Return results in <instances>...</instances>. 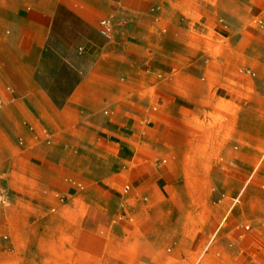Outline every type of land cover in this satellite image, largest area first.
I'll return each mask as SVG.
<instances>
[{"label":"rangeland","instance_id":"rangeland-1","mask_svg":"<svg viewBox=\"0 0 264 264\" xmlns=\"http://www.w3.org/2000/svg\"><path fill=\"white\" fill-rule=\"evenodd\" d=\"M21 1L12 0V20L86 21L91 35L70 45L60 39L54 52L43 44L51 60L14 58L11 79L0 69V264H138V252L110 230L92 222L88 231L99 235H88L80 220L65 223L54 210L37 212L34 201L42 190L23 184L20 156L27 142L29 148L65 144L73 155L87 132L115 142L109 122L102 124L99 117H111L110 106L130 104L134 96L147 100V117H158L156 132L166 135L152 136L153 156L136 153L141 164H128L139 167L134 184L129 176L121 194L132 228L146 233L150 220L157 232L169 234L157 236L166 240L165 249L179 242L173 264H264V243L257 249L248 237L256 234L264 242V0H134L136 8L129 11L127 0ZM4 2L0 21L9 17ZM118 8L127 14H118ZM104 17L111 21L110 37L99 31ZM181 23L188 41L201 34L206 55L224 60L208 61L200 74L192 70L198 67L196 50L184 48L182 57L176 55L185 40ZM122 24H132L134 32ZM121 33L126 53L140 65L137 61L134 70L116 76L89 55L101 42L117 47ZM155 53L173 58L171 71L163 76L156 69L149 79L152 67L141 62ZM144 127L141 123L142 135ZM245 146L254 153L240 184H219L240 167ZM254 168L251 181L242 184ZM193 212L202 213L200 224ZM115 217L123 218L120 212Z\"/></svg>","mask_w":264,"mask_h":264},{"label":"crops","instance_id":"crops-1","mask_svg":"<svg viewBox=\"0 0 264 264\" xmlns=\"http://www.w3.org/2000/svg\"><path fill=\"white\" fill-rule=\"evenodd\" d=\"M4 1V12L9 13V17L4 21H0V69L2 68L4 74L9 75L10 79V72L12 70L11 61L14 58L24 61L28 60L37 64L44 60L53 59L50 56L51 53H43L41 48L43 44L51 46L54 52V47L59 44L60 39L66 40L65 44L67 45L74 43L79 37H84L86 41L88 40L87 37L90 33L86 21L77 22L75 20H68L63 22L53 19L46 20V16L41 19L37 17L36 19H31V21H15L10 16L16 10V8L12 7V0ZM127 1L128 3L130 2L126 6L128 11L136 8L132 4L134 0ZM201 1L216 2V0ZM34 10L40 12L39 10ZM118 11L120 15L123 13L127 14L126 10L121 8H118ZM125 27L131 29V33L134 32L132 24L130 26L122 24L120 28ZM180 27L183 29L181 33L185 40L180 41V49L182 51H179L176 55L182 57L184 55V48L190 47L196 50L197 58L195 60L198 67H192V70L200 74L206 68L208 61L224 60L220 56L213 57L206 55L205 50H208V47L205 45L201 34H197L196 38L188 41V30L185 24L181 23ZM123 40L124 34H118V41L121 42ZM113 45L99 43V49L89 55L91 62L99 59L105 72L112 70L116 76L123 75L128 70H134L138 60H135L134 55L130 56L126 53L125 42H121V44H118L117 47L114 46V48L112 47ZM112 55L114 58H112ZM125 60H127L130 67L126 66ZM172 62V57L155 53L144 58L141 65H151L153 74L147 75L150 79L153 76L155 77L154 72L156 69L161 71V73L163 72L161 74L163 76L169 75L171 70L168 66ZM138 63L139 66L140 61ZM20 85L26 86V82H20ZM201 90L203 91V88ZM133 102L130 104L117 102L115 105L110 106L111 117L104 115L99 117L103 121L102 124L109 122V125H106L113 131L115 142L109 141L107 136L87 132L80 145L76 146L77 144H72V146H76L73 155L67 152L68 147L65 144L56 143L53 145L54 149H51L48 147L29 148L28 142L25 143L20 154L25 159V161H21L22 172H25L23 184H36V187L42 190L39 193L40 196H37L34 201L37 212L43 211L44 213L48 210H54L59 220L65 223H75L80 220L78 222L80 228L88 235H99L98 233L88 231V226L92 222L97 226L110 230L113 236L121 237L127 246L138 252L140 258L138 264H173L175 260L174 252L179 249V242H175L172 248L165 249L166 240L157 239V236L165 237L169 234L166 231L163 233L157 232V229L151 224L150 220L147 223L148 228L146 233H143L140 229L132 228L121 205V194L125 190L129 176H132L134 184V179L136 178L134 173L137 172L139 175V167H129V162L132 161L134 165L141 164V161L135 157L136 153L140 154L141 152L147 157L153 156L157 148L154 146L155 142H152V136L158 138L161 134L166 135V132L160 129L159 133L156 132V129L162 123L160 120H157L158 117H147V114L150 112L147 100L140 99V96H134ZM246 108L243 107L244 111ZM152 109L154 110V108ZM154 113L156 114L157 112ZM240 119L241 123H243L244 118L243 120L242 118ZM90 120H93L91 122H95L94 118H90ZM141 123L145 125L144 130L146 132L143 135L140 133ZM7 129L9 135H13L12 127ZM91 130L93 129L91 128ZM25 136H28V133L25 132ZM141 136L148 138H140ZM23 139L26 141L27 137H23ZM158 140L164 143L167 139L162 137ZM146 146L149 148V151L146 150ZM147 152H151L152 154H148ZM242 153L245 158L243 161H238L240 167H235L233 174L221 179L218 182L219 184H224L225 181L228 184H240L241 178L246 174L252 162L251 157L254 150L252 147L245 146ZM69 160L74 164L67 166V161ZM255 168L248 173L242 184H248L251 181ZM63 174L67 176L63 177ZM6 184H8L7 181ZM234 198V201H238L239 195ZM231 208L232 206H229L220 221L219 227L228 216ZM117 212H120L123 217L118 220L119 222L115 219ZM84 214L85 217L83 218ZM200 217H202V213L196 214L193 212V218L198 224H200ZM142 224H140L141 227ZM124 226L127 227V230ZM248 237L252 246L257 249L258 247H262V243L264 242L260 236L254 234L248 235ZM259 251L261 250L259 249ZM125 259L123 258V261Z\"/></svg>","mask_w":264,"mask_h":264},{"label":"built area","instance_id":"built-area-1","mask_svg":"<svg viewBox=\"0 0 264 264\" xmlns=\"http://www.w3.org/2000/svg\"><path fill=\"white\" fill-rule=\"evenodd\" d=\"M111 29V21L108 17H104L99 20V31L102 35L110 37Z\"/></svg>","mask_w":264,"mask_h":264}]
</instances>
